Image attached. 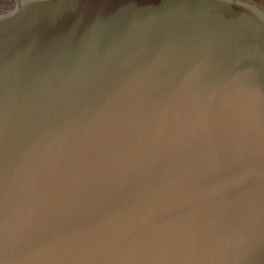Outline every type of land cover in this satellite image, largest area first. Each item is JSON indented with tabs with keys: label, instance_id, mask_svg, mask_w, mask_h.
Masks as SVG:
<instances>
[{
	"label": "water",
	"instance_id": "1",
	"mask_svg": "<svg viewBox=\"0 0 264 264\" xmlns=\"http://www.w3.org/2000/svg\"><path fill=\"white\" fill-rule=\"evenodd\" d=\"M0 264H264V8L1 11Z\"/></svg>",
	"mask_w": 264,
	"mask_h": 264
},
{
	"label": "flooded vegetation",
	"instance_id": "2",
	"mask_svg": "<svg viewBox=\"0 0 264 264\" xmlns=\"http://www.w3.org/2000/svg\"><path fill=\"white\" fill-rule=\"evenodd\" d=\"M14 4H15V0H1L0 1V12L12 7Z\"/></svg>",
	"mask_w": 264,
	"mask_h": 264
},
{
	"label": "rangeland",
	"instance_id": "3",
	"mask_svg": "<svg viewBox=\"0 0 264 264\" xmlns=\"http://www.w3.org/2000/svg\"><path fill=\"white\" fill-rule=\"evenodd\" d=\"M249 1H252V2H254V3H256V4H258L264 8V0H249Z\"/></svg>",
	"mask_w": 264,
	"mask_h": 264
}]
</instances>
